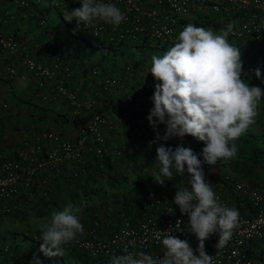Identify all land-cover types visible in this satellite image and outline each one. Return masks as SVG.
Returning a JSON list of instances; mask_svg holds the SVG:
<instances>
[{"label": "built area", "instance_id": "obj_1", "mask_svg": "<svg viewBox=\"0 0 264 264\" xmlns=\"http://www.w3.org/2000/svg\"><path fill=\"white\" fill-rule=\"evenodd\" d=\"M42 0H5L0 10L1 23L7 22L12 13L9 4L26 7L23 16H37V24L46 23L44 15H39L33 4H41ZM58 6L61 15L66 16L73 8L79 7V0H50ZM1 2V0H0ZM113 3L121 9L126 19L119 26L103 21H97L94 27L76 24L90 33L97 45L98 39L108 42L135 40H150L175 43L176 37L183 28L194 19L202 20L208 15L223 24V29L232 24L233 30L229 36L249 43H256L264 52V0H103ZM39 15V16H38ZM167 29L168 31H165ZM67 32H70L69 29ZM71 33V32H70ZM0 49L6 53H18L19 63L29 71L38 85L45 78L53 80L55 91L65 97L73 106L74 111L80 107L89 109L85 120L75 127L73 137H61L52 130L41 129L32 135L33 140L22 141L11 155L0 153V218L14 210L28 209L35 198L46 197L50 191L51 179H59L65 172L70 177L85 175L89 155H107L117 158L128 153L125 144L105 143L103 127L113 125V120L101 111L93 109L94 98L79 99L75 90L67 84L72 70L66 63V54L62 47L53 43L44 45L37 57L20 53V43L14 31L4 29L0 25ZM130 69L129 64L123 66ZM9 75L15 73L11 64L5 66ZM89 72L98 77L97 81L103 88H110L119 82L117 75L101 74L98 65H91ZM154 87L146 91L147 97H152ZM126 99L129 95H125ZM142 111L151 109L148 104L138 106ZM123 122L132 135H141V129L133 125L127 116L117 121ZM1 148V141H0ZM64 164L68 165L65 171ZM39 175H41L39 177ZM189 174L184 177L175 176L173 181L165 180L160 184V191H149L143 194L140 203V213L134 219L121 214L118 226L108 235L101 234L93 226L84 228L83 235H78L71 245L83 250L89 257L90 264L109 263L113 255L137 253L144 251L154 257H162L165 251L162 245L164 231H172L180 239L187 240L192 246L191 237H196L189 230L188 217L182 214L179 206L173 202L178 189L188 188ZM212 184L221 203L235 207L239 212L238 227L234 230L228 244L217 249L218 233H213L205 240L206 253L214 257V264H253L250 243L264 239V175L249 181L228 168L219 169L212 176L205 175ZM238 200L239 202L235 201ZM170 207L173 209L169 213ZM177 220L180 221V231L175 230ZM0 252L7 254L9 259L4 264H29L24 256L11 251L7 239L0 238ZM1 264V263H0Z\"/></svg>", "mask_w": 264, "mask_h": 264}, {"label": "clouds", "instance_id": "obj_2", "mask_svg": "<svg viewBox=\"0 0 264 264\" xmlns=\"http://www.w3.org/2000/svg\"><path fill=\"white\" fill-rule=\"evenodd\" d=\"M64 19L86 27H94L97 21L119 26L126 19L113 3L103 0H79ZM233 30L229 24L219 34L212 29L186 25L176 41L163 55L151 57L148 70L158 81L151 97L153 107L147 120L155 132L147 147L155 149L157 169L153 180L164 185L165 180L181 177L190 179L188 188L178 189L173 202L188 217L189 230L195 234V249L185 239L172 231H164L162 257H154L144 251L137 253L124 249L126 254L113 255L110 264H214V257L205 252L204 242L211 234L218 233L217 249L224 248L238 227L239 212L220 202L212 184L205 179L202 164L214 166L218 161L234 159L238 154L236 141L246 133L258 115L257 108L264 90L242 78L247 75L242 68L240 48L229 43L227 37ZM165 31H168L165 29ZM261 78L259 67L253 70ZM164 124L161 134L158 125ZM190 135L203 142L200 153L177 144L173 149L159 141ZM202 156V160L198 157ZM242 177V176H241ZM78 208L71 204L62 210H53L50 218L39 225L42 240L39 251L45 256L63 255L62 245L83 235L84 226L77 215ZM169 213L173 212L170 207ZM177 220L175 230L180 231ZM29 264H43L33 254Z\"/></svg>", "mask_w": 264, "mask_h": 264}, {"label": "trees", "instance_id": "obj_3", "mask_svg": "<svg viewBox=\"0 0 264 264\" xmlns=\"http://www.w3.org/2000/svg\"><path fill=\"white\" fill-rule=\"evenodd\" d=\"M39 15L43 14L39 12ZM33 17H35V20L37 19V16ZM46 24L48 23L46 22L42 26ZM189 24H193L197 27L211 26L214 29L223 28V24L215 17H207L200 21L194 19ZM49 26L50 29L54 27L52 24H49ZM70 34V32L65 31V33H63L64 38L68 39ZM98 41L99 43L97 45L91 44V41L88 42V45L92 47L106 48L118 56L124 53V51L119 48L120 45H123L124 47L129 44L127 41H117L115 43L108 42L104 39H98L97 42ZM141 41L144 43L146 39H142ZM48 43L53 42L49 41ZM85 48L86 46L81 48L84 56V52L86 51ZM82 54L80 56H82ZM86 57L89 56L87 55ZM102 60L107 59L100 57L96 62L90 63L88 68L90 69L91 65H98ZM256 60V58H253L255 63ZM131 63L133 68H137L140 61L135 59ZM257 65H262L264 67V62L257 63ZM257 65L252 70L242 67L243 71L247 73V75L242 77L244 81L255 79L253 70L258 67ZM259 69L261 78L264 79V69ZM131 101L132 100H130L129 97L123 102L112 103L110 105V110L114 113H125L128 119H131V123L132 119H135L137 115H140L143 119V124H145L146 127H150L149 134L145 135L144 133H141L138 142L132 143L129 147L128 153L124 156L110 158L107 155H93L87 161L85 175L80 177H70L66 173L62 174L57 181L53 182V187L46 197L35 198V202L30 208L14 210L0 218L1 222L6 220L8 224L12 225L14 223L16 225L17 229L14 228L15 231H11L13 232V237H16L15 234L18 233L22 240H25L23 238H29L30 241L33 242V245L37 244L38 248H40L42 240L37 239L41 235L39 225L50 218V213L53 210H62L69 204H71L73 208L79 209L80 212H78L77 215L80 217V221L84 228L93 226L94 222H96L97 230L103 235H108L120 223L121 214L128 215L129 218L133 220L135 215L140 213V203L143 194L148 193L149 191H160L159 185L152 177L153 170L157 169V162L155 161V149L157 144H153L151 149L147 147L148 141L155 137V132L147 120L150 109L142 111L139 108L132 106L133 104H131ZM85 119L86 118L83 115L74 116L72 121L73 123H78ZM158 130L163 134L165 125L159 124ZM247 137V135H244V137H240L241 140L239 138V140L236 141L238 154L234 159L226 161L222 160L220 162L231 166L232 169H228L235 171L238 176H245L247 180L253 181L264 175V172H262L264 171V142L259 145H247ZM158 143L171 146L173 149L177 144H180L183 147L191 148L196 153H200L203 147V142L198 141L190 135H186L182 139L173 137L167 141H159ZM198 158L201 160L203 159L202 156ZM202 167L205 175L212 176V169L208 170L205 164H202ZM172 170L174 178L171 181H173L177 175L175 169L173 168ZM218 170V168H215L214 172L216 173ZM260 173L261 176L259 175ZM235 201L239 202L238 200ZM27 230L28 233L26 232ZM29 230H32L33 234H30ZM0 238L7 239L5 236H0ZM191 238L193 240L191 247L195 252L198 240L196 237ZM7 240L11 245V248L18 249H15L16 254L24 256L28 261L33 259V255L29 254L28 251H24L19 242H12L10 241L11 239ZM62 246L64 247V251H62L63 255L48 257L41 251L37 250L36 257L39 258L43 264H66V261H70L69 264H90L88 255L83 250L72 246L71 242ZM250 252L253 264H264V239L257 241L256 244L251 242ZM119 255L122 254L118 253L117 256ZM257 257L259 259H257ZM105 264L110 263L105 260Z\"/></svg>", "mask_w": 264, "mask_h": 264}, {"label": "crops", "instance_id": "obj_4", "mask_svg": "<svg viewBox=\"0 0 264 264\" xmlns=\"http://www.w3.org/2000/svg\"><path fill=\"white\" fill-rule=\"evenodd\" d=\"M32 3H34L33 0H31L29 6ZM4 4L5 0H1L0 10ZM33 5H35L38 11L45 16L47 7L43 1H41V4L38 3ZM26 8L27 6L20 7L10 3L9 9L12 13V17L5 23H1L0 21V25L4 29L15 32L20 43V53H27L31 56L37 57L43 50L44 45H46L49 41H52L55 45H59L64 49L66 54L65 61L72 70V74L67 82L68 86L75 90L79 99L88 97L94 98L95 102L93 103V109L103 113L107 112L106 114L113 120V125L103 127L102 129L105 143L111 145L112 142L108 143V140L113 139L112 136L115 134L114 128L116 125L120 123V127L123 128V126H125L123 122H117V118L122 119L123 115L127 116L123 112H112L110 110V105L112 103L123 102L126 99L125 95H129L130 100H132V106L138 108V106L148 104L150 107H153L151 97H147L146 91L154 86L150 87V85L143 83V78H139V73L134 71V69L137 68H133L130 61L123 62L122 57L125 54L130 56L129 53H126L127 47L133 44H128L124 47L123 45H120L119 48L125 52L120 56L117 55L116 58L108 57L107 53H104V55L101 52L98 54L96 53L97 55L91 56L92 50L95 52V48H97L95 46H90V51H88V48L86 47L87 49L85 48L86 51L84 52V56L81 48H84L85 45L79 46L77 43L72 44L69 38L65 39L63 33L58 31L57 23L47 22L48 24L42 26L36 23L35 17L23 16L22 12ZM210 17H214V15H208V18ZM49 24H52L54 27L50 29ZM203 28H205V26ZM211 29L215 33L219 34L223 28L214 29L211 27ZM75 38L76 37L74 36V39ZM227 40L234 46L243 49L246 53H249L253 58H256L258 64L260 62H264V52L256 43L236 40L229 35ZM81 54L82 56H80ZM88 54L90 56L86 57ZM18 57V53H6L0 49V153L4 155H11L17 147L22 145V141L24 139L31 142L33 140L32 135L34 132L41 129L55 131L61 137H73L75 134V127L80 122L73 123L72 118L74 116L82 115L87 118L90 113V110L85 109L84 107H80L77 111H74V106L65 97L55 91L52 79L45 78L43 80V84L38 85L33 75L19 63ZM100 57L109 60H102L99 62L98 65L100 67L101 74L117 75L120 78L119 82L115 86L103 88L97 81L98 77H94L89 72V64L96 62V60ZM7 64H11L15 67L14 74L9 75L7 73L5 70V66ZM125 64L130 65V69L128 71L123 68ZM261 81L262 80H247L245 82H248L251 85H256V82L264 83V79L263 82ZM257 112L258 115L255 117L254 123L251 124L246 133L242 135L243 137L244 135L248 136L246 142L247 145H259L264 142V97H262L258 105ZM20 116H28L30 120L25 123L26 125H23V123L22 125H19V123L11 125L14 121V117ZM133 122L135 125L138 123L141 125V123H143V119L140 115H137L135 119H132V123ZM119 136L122 137V132ZM90 157H92V155H89L87 161ZM205 165L208 170L212 169V166L207 164ZM63 168L66 171L68 165L64 164ZM261 173L259 174L260 176ZM40 176L41 175H39V177ZM243 178L246 179L245 176ZM51 180L50 190L53 187V182L58 179ZM252 243L256 244L257 241ZM24 246L26 245H23V250L28 251V253L32 255H36L37 250H39L37 244H28L27 246L29 247ZM15 249L18 250L17 248L12 247L11 251L16 252ZM62 251H64L63 246ZM8 259L9 257L7 254H2L0 252L1 264L6 263Z\"/></svg>", "mask_w": 264, "mask_h": 264}, {"label": "rangeland", "instance_id": "obj_5", "mask_svg": "<svg viewBox=\"0 0 264 264\" xmlns=\"http://www.w3.org/2000/svg\"><path fill=\"white\" fill-rule=\"evenodd\" d=\"M42 1L47 7V11L45 13L46 22L57 23L58 24L57 29L61 33H65V31L67 32V30L69 29V31L71 32V34L69 35L70 36L69 40H71L70 42H72V44L77 43V45L79 46L85 45L89 49L88 51H90L91 48L88 45V42H90L91 40H95L96 38H94L90 33L85 31L84 29L76 26V24L73 21L71 22L66 21L64 17L61 15V10H59L58 6L53 5V3L50 0H42ZM209 27L210 26H205L206 29H211V27L210 28ZM74 36L76 37L75 39H74ZM129 44H133V45L128 46L127 50L126 49L125 50L127 51L126 53L130 54V56H127L125 54L123 56V62L124 61L132 62L135 59L139 60L140 61L139 66L137 67V69H134V71L139 73V78L141 79L143 78L142 80L144 84L150 85V87L154 86L155 83H157L158 81H155L152 74L148 72V70L151 67V57L153 55H158V56L163 55L165 51H167L171 46H173V44H170L168 42L164 43V42H161V40L156 41L154 39L146 40L144 44H142L140 40L129 42ZM135 44H138V45H135ZM240 51H241V59L243 62L242 67L252 70L257 65L258 62L256 61L255 63L253 61V57L249 53H246V51H244L243 49H240ZM92 52H91V56L97 55L98 53L101 52V53H107L108 57H114V58L117 57V54H114L112 51L107 50L106 48H102V47L100 48L97 47L95 48V52L93 50ZM88 56L90 55L88 54ZM257 66L261 69H264L262 65L260 66L257 65ZM252 80H258V81L262 80L261 82H263V78L258 79L256 76H255V79H252ZM256 86H259L262 90H264V83L256 82ZM13 120L14 121L12 122L11 125L18 124V123L19 125H22V123L23 125H26L25 123H27L30 119L28 116H23V117L20 116V117H14ZM117 122H120V121L118 120ZM133 124L135 125L134 122ZM135 126L137 127L139 126L142 134L143 133L145 135L149 134V129H150L149 126L146 127L145 124L143 123H141V125L140 123H138ZM114 129H115V134L112 136L113 139L108 140V143L112 142V144L114 143L125 144L127 149L129 150L130 145L132 143L138 142L139 140L140 136H136V135L131 136L132 134L129 132L128 127L125 129V126H123L122 128L120 127V123L117 124ZM121 132H122V137L119 136ZM224 167L232 169L231 166H228L225 163L218 161L216 165L212 166V169H213L212 172L215 171V168L221 169ZM14 228H16V225L14 223L11 225V224H8L6 220H3L2 222L0 221V236H5L7 237V239H11L10 241L12 242L13 241L19 242L22 247L24 244L26 245L24 247H29L27 246L28 244H33V242H31L29 238H23L25 240H22L20 238V234L18 233L15 234L16 237H13L12 235H13V232L15 231ZM26 232L28 233V230ZM29 233L33 234L32 230L31 231L29 230ZM257 259L259 258L257 257ZM65 263L69 264L70 261H66Z\"/></svg>", "mask_w": 264, "mask_h": 264}]
</instances>
